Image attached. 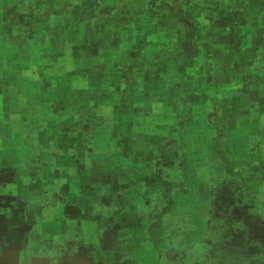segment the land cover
<instances>
[{
	"label": "rangeland",
	"instance_id": "1",
	"mask_svg": "<svg viewBox=\"0 0 264 264\" xmlns=\"http://www.w3.org/2000/svg\"><path fill=\"white\" fill-rule=\"evenodd\" d=\"M143 2L79 0L73 6V0H0V153L5 149L17 154H26L29 150L35 153L28 156L25 164L31 178L26 191L45 197L42 205L31 208L29 200L7 190L10 185L20 183V170L7 161L0 164V264H264V215L253 211V202L264 194L250 190L237 177L221 182L214 190L215 199L207 223L200 224L184 209L193 188L198 193H204L207 186L194 185L190 166L183 164L185 178L165 183L161 178L162 164L167 167L171 159L157 160V172L143 180L149 187L162 184L167 195L158 210L149 213L145 228L144 216L123 211L128 203L129 189L135 182L121 185L118 180L120 173L104 171L108 167L107 157L102 163L94 162L91 176L81 175L86 166L75 156L77 153L82 155L84 137L95 139L97 147L104 146L103 137L94 135L98 122L94 113L105 98V93L97 87L91 93L81 91L73 96L66 89L53 87L54 82L47 73L57 62V38L73 21L81 24L88 20L84 25L88 35L84 37V44L74 49L76 57L81 51L85 56H95L109 35L112 37L111 46L118 47L120 32L109 34L105 30L110 23L114 22L119 29L133 17L141 15L143 8L136 9L129 5ZM201 2L205 5L202 10L214 14L209 19H212V28L216 31L209 30L206 35L212 39L213 45H225L228 53L224 55L220 48L205 41L206 67L200 68L202 58H198L195 71L203 73L202 79L209 86L223 84L229 80V74L214 73L207 61L214 59L217 64L228 65L235 54L240 56V60L233 64L234 69L252 66L257 51L264 49V0ZM147 3L152 5L147 9L150 19L163 14L158 22L161 28H176L179 24L188 31L173 46L174 51L170 54L164 47L169 43L167 33H161L158 40H148L150 33H145L144 37L137 36L128 52L133 63L121 68L119 78L127 81L139 61L144 68L146 98L151 92L159 90L161 73L167 72L172 65L176 73H185L193 65V57L199 54L192 40L196 28L191 22V14L174 8L179 0H171V3L168 0H147ZM196 6L199 7V4ZM165 8L167 13H163ZM117 9L118 15L113 16ZM52 16H63V27L57 21L49 29L48 22ZM168 21L175 23L168 24ZM249 26L251 48L247 51L251 53V59L241 54L243 41L249 36L244 29ZM41 27L53 37L51 50L45 52L43 57L47 61L45 64L36 63L33 57L38 53H34L30 44L36 42L43 45ZM135 27L139 32L143 25L137 20ZM176 30L179 34L180 29ZM100 33L104 35L94 39ZM129 39H132L131 35ZM152 47L156 51L151 53L153 59L148 60L145 50ZM261 63L264 64V57H261ZM113 67H119V62L114 63ZM87 73L95 84H102L111 75L106 63L92 65ZM72 74L70 71L69 75ZM242 80L246 83L240 90L241 95L231 100L225 98L220 109L214 107L213 112L206 114V119L218 125V137L213 141L217 155L224 158L225 153H238L240 159L237 163L248 166L252 173L257 174V183H264V124L260 120L264 114V95H261L264 80L250 72H246ZM186 88L187 85L182 87L180 82L175 85V89L181 91ZM116 89L119 91L118 84ZM230 89L231 85L226 84L221 92ZM207 99L203 93L196 95L193 90L187 94L186 100L182 98V102L194 106ZM129 107L122 99L117 111L127 115ZM251 108H256L255 116ZM73 109L78 111L79 120L70 115ZM150 111V108H146L143 114L148 115ZM220 112L222 115L218 114ZM140 114L141 110L133 112V115ZM195 119V113L190 108L186 121L191 124ZM100 122H104L102 118ZM123 143L126 146L127 140ZM70 149L74 154L77 175L80 176L81 191L86 194L92 192L93 198L98 199L102 207L110 208L115 203L118 219L115 216L104 217L102 213L94 212L91 206H84L79 198H73L69 183L61 186L60 193L47 197L45 185L66 175L59 167H53L52 160L60 157L62 152L67 154ZM88 151L91 153L93 149L88 148ZM49 168H52L50 173L47 172ZM97 183L111 185L110 194L95 196L92 185ZM242 191L243 195H238ZM58 203L62 205L59 216L53 217V223L41 226L43 210H56ZM150 203L145 200L146 205ZM127 232L133 233L135 240L122 246L121 236ZM193 236L202 239L208 249L203 261L197 258L194 245L190 242ZM101 252L107 258L101 256Z\"/></svg>",
	"mask_w": 264,
	"mask_h": 264
},
{
	"label": "clouds",
	"instance_id": "2",
	"mask_svg": "<svg viewBox=\"0 0 264 264\" xmlns=\"http://www.w3.org/2000/svg\"><path fill=\"white\" fill-rule=\"evenodd\" d=\"M78 2L79 0H73V6ZM168 2L171 3V0H168ZM197 4H199V7L196 6ZM129 7L143 8L144 12L139 16L133 17L128 24L122 25L119 29L115 27L113 22L105 30L109 34L120 32L121 40L118 47L114 48L111 46L112 37L109 35L95 56H85L83 51H81L79 57H76L74 49L82 46L84 37L88 35L84 30V25L88 23V20L81 24H76L73 21L57 38L55 51L59 55L56 64L47 73L54 82L53 87L66 89L73 96L81 91L91 93L97 87L101 88L105 93V98L94 113V118L98 121L94 135L98 134L103 137L104 146L97 147L95 139H90L88 136L84 137L83 143L85 147L81 150L82 155L77 153L75 156L86 166L81 175L91 176L94 162L102 163L104 158L107 157L108 167L104 171L120 173L118 180L121 185L127 184L129 181L135 182L134 186L129 189L128 203L123 211L134 213L137 216H144L146 218L144 220L145 228L147 227L149 213L153 212L154 209L158 210L161 201L167 195L166 189L162 184L158 183L149 187L143 180L144 177L152 176L157 172V160L171 159V164L167 167L162 164L161 178L165 183L178 182L185 178V167L182 166L183 164L190 166L192 173L191 182L194 185L203 184L207 186L204 193H198L193 188L190 196L187 197L189 203L184 209L186 213L190 214L200 224L207 223L208 213L211 211L215 199L214 190L221 182L237 177L250 190L264 194V183H257L255 178L257 174L252 173L248 166L237 163L240 159L238 153L231 155L225 153L224 158L217 155L216 144L213 141L214 138L218 137V125L215 122L209 123L206 119V114L213 112L214 107L217 110L220 109V104L225 98L231 100L233 97L241 95L240 90L246 83V81L242 80V77L246 72L258 75L264 80V64L261 63V57H264V49L257 51L256 60L251 67L241 69L233 68V64L240 60V56L235 54L228 65L217 64L214 59L208 60L207 63L211 64L214 73L219 71L223 75L227 72L230 77L223 84L209 86L202 79L203 73L195 71L199 62L198 58H202L200 68L202 66L206 67L204 42L207 41L213 47L220 48L224 55H227L228 49L222 44L213 45L212 39L206 35L209 30L216 31L212 28V19H209V16L214 14L202 10L205 5L201 0H190L188 3H185L184 0H179L178 5H174V8L177 10L183 9L184 13L191 14V22L196 28V32L192 35V40L195 42L196 48L199 49V54L193 57V65L189 66L185 73H176L174 65L167 72L161 73L159 90L151 92L150 96L146 98L144 68L139 61L136 62L127 81L119 78L121 68L124 65L133 63L129 58L128 52L135 44L137 36L144 37L145 33H150L147 36L148 40H158L161 33H167L169 43L164 44V47L167 48L170 54L174 51L173 46L184 38L188 29L179 24L176 25V28L167 26L161 28L158 22L163 14L150 19L147 9L152 7V5L148 4L147 0H144L141 4H130ZM42 11L43 9H41ZM163 13H167L166 8ZM112 15L117 16L118 9ZM137 20L143 25L142 30L139 32H137L135 27ZM57 21L63 27L64 17L52 16L48 22L49 29L54 27ZM92 22L95 23L94 20ZM167 23L172 24L175 21H168ZM77 28H79V31H77ZM177 28L180 29L179 34L177 33ZM40 32L44 36L43 45L36 42H30V44L34 53H38V55H34L33 59L38 64H45L47 61L43 57L45 52L51 50L53 37L43 27L40 28ZM244 32L249 33V36L243 41L241 54L251 59V53L247 51L251 48L249 39L251 35L250 26L246 27ZM103 35L104 33H100L94 39H100ZM129 35L132 37L131 40ZM154 51H156L155 47L145 50L148 60L153 59L151 53ZM117 62H119V67H113V64ZM98 63H106L111 72V75L102 84L93 83L87 73V69ZM33 67H35V64ZM70 71L73 73L72 75H69ZM177 82H180L182 87L186 84L187 88L183 91L175 89ZM117 84L119 85V91L116 89ZM226 84H230L231 89L222 93L221 88ZM193 90H195L196 95L203 93L208 98L207 101L194 106L187 102H182V98L186 100L187 94ZM261 95H264V91L261 92ZM122 99L130 106L127 115L117 111ZM146 108L151 109L148 115L143 114V110ZM190 108L196 116L195 121L191 124L186 121V113ZM136 110H141V114L133 115ZM250 110L255 116L256 108H251ZM218 114L222 115V112ZM70 115L75 120L80 119L76 109H73ZM100 118L104 122H100ZM260 120L264 124V114L260 116ZM125 139L127 140L126 146L123 143ZM118 142H120L119 146ZM88 148H92L93 151L89 153ZM173 153L176 155L173 156ZM34 154L31 150L26 154H17L10 149H5L3 153H0V164L7 161L8 164L20 170V183L18 185H10L7 190L12 191L13 194H21L24 199L30 201L31 208H38L44 203L45 197L34 196L33 193L26 191L31 178L25 164L28 156ZM45 158H47V155ZM244 158H247V153H245ZM58 160L60 161L59 163L57 162ZM52 165L53 167H59L61 172L66 173V175H62L60 179L45 185V193L48 198H51L53 193H60L61 186L69 183L71 196L82 200L84 206H91L94 212L102 213L104 217L115 216L117 219L119 218L115 203L110 208L102 207L98 199L93 198L92 192L86 194L81 191L79 187L81 183L80 176L77 175V167L74 163V154L71 149L67 154L62 152L60 157L54 158ZM51 171L52 168L47 170L49 173ZM92 190H94L97 197L107 195L111 192V185L93 184ZM238 195H243V191L238 193ZM145 200H149L151 203L146 205ZM253 203L255 204L253 211L264 215V195H261ZM61 207L62 205L58 203L56 210L45 208L42 212L41 226L53 223V217L59 216ZM102 233L103 229H101ZM121 240L123 242L122 246L132 244L135 236L133 233L127 232L121 236ZM95 242L99 243L98 240ZM190 242L194 245L197 258L203 261L208 251L204 246L203 240L193 236ZM148 246L150 247V245ZM100 255L107 258L104 252H101Z\"/></svg>",
	"mask_w": 264,
	"mask_h": 264
}]
</instances>
